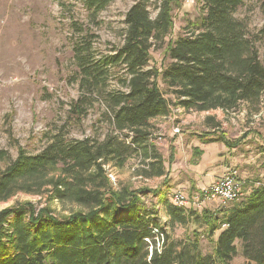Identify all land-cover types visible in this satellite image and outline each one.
Instances as JSON below:
<instances>
[{
	"label": "trees",
	"instance_id": "obj_1",
	"mask_svg": "<svg viewBox=\"0 0 264 264\" xmlns=\"http://www.w3.org/2000/svg\"><path fill=\"white\" fill-rule=\"evenodd\" d=\"M109 1L84 3L96 13ZM242 2L202 0V12L167 42L178 0H162L153 19L143 1L129 7L122 45L101 61L123 71L121 83L127 88L110 95L111 131L99 141L54 137L35 154L20 150L0 171V201L24 192L76 208L56 212L26 201L1 209L0 264H230L237 243L247 262L264 264V182L253 183L245 197L223 209L197 212L170 203L159 187H113L105 168L122 169L136 157L141 166L137 175L158 177L165 184L167 169L153 142L151 121L168 115L171 103L201 112L258 102L264 93V64L253 38L233 17ZM86 44H76L74 52L88 81L95 83L96 74L81 62L83 49L90 48ZM161 44L167 62L148 66L151 50ZM80 103L74 105L77 113ZM200 137L203 143L220 142L227 149L238 144L222 134ZM173 159L170 154L169 164ZM149 193L158 195L156 206L164 209L165 223L157 220V207L145 205L142 198ZM191 223L203 226L208 238L219 232L211 254L202 252L197 229L182 238L170 234L175 226Z\"/></svg>",
	"mask_w": 264,
	"mask_h": 264
},
{
	"label": "rangeland",
	"instance_id": "obj_2",
	"mask_svg": "<svg viewBox=\"0 0 264 264\" xmlns=\"http://www.w3.org/2000/svg\"><path fill=\"white\" fill-rule=\"evenodd\" d=\"M137 1L144 2L153 19L162 0H110L96 13L88 10L84 0H0V171L20 150L35 154L54 137L60 136L66 142L84 138L99 141L111 131L110 95L127 88L121 83L125 77L123 71L104 67L101 61L122 45L125 14ZM201 8L202 0H178V7L172 13L173 29L165 41L181 34L187 22L202 12ZM233 17L243 24L245 34L253 38L258 59L264 64V0H243ZM87 41L90 48L83 49L81 62L96 74L95 83L88 81L74 52L76 44L84 48ZM161 46L151 50L148 66L160 67L167 62L165 44ZM160 87L164 89L161 84ZM166 97L174 101L171 95ZM76 103H80V113L74 111ZM151 122L155 128L153 142L167 169L166 183L158 177L137 175L141 166L132 157L122 169L105 167L113 187L125 185L151 190L159 187L170 203L171 193L179 190L190 202L200 203L199 207L192 204L186 207L197 212L229 206L230 202L222 203L217 197L204 198L203 189L210 185L200 190L189 180L192 160L198 161L203 154H195L193 147L182 148L181 134L189 141L200 139L201 135L222 134L238 142L233 149L220 144L223 149L212 157L219 158L213 164L219 166L215 176L232 171L242 182L239 199L246 196L253 183L264 182V93L258 102H241L230 111L197 112L171 103L168 115ZM176 151L181 157L169 164V155L175 156ZM142 199L147 207H157L159 222L167 221L161 204L156 206L157 194L149 193ZM26 201L38 208L48 205L56 212L66 213L76 208L70 203L48 201L46 195L18 192L0 201V210ZM196 229L201 232L202 252L211 254L218 231L208 238L203 226L191 223L186 227L175 226L170 234L182 238ZM237 248L238 253L230 264H254L241 256L238 243Z\"/></svg>",
	"mask_w": 264,
	"mask_h": 264
},
{
	"label": "crops",
	"instance_id": "obj_3",
	"mask_svg": "<svg viewBox=\"0 0 264 264\" xmlns=\"http://www.w3.org/2000/svg\"><path fill=\"white\" fill-rule=\"evenodd\" d=\"M183 137H185V135L181 134L180 145L182 148L185 147L187 149H190L191 147H193V148H198L202 151L203 156L199 157L197 163L189 166L190 167L189 170L191 172L190 174L191 178L189 180L192 182V184H194V186L197 189L202 190L206 185L212 184L218 177L221 176V175L215 176V174L219 170L216 168H219V166L213 165L214 162L218 163L217 161L219 158L216 155H214V157L212 156L213 154H215V152H219L220 149H223L225 146L220 142L203 143L198 138L189 141L188 138L186 137L183 138ZM182 139H184V141ZM220 144L223 145V148H221ZM210 146H212V148H209ZM177 151L179 152L178 148ZM177 151L174 156L175 160H177L182 155L177 153ZM206 152H208V154H206Z\"/></svg>",
	"mask_w": 264,
	"mask_h": 264
},
{
	"label": "built area",
	"instance_id": "obj_4",
	"mask_svg": "<svg viewBox=\"0 0 264 264\" xmlns=\"http://www.w3.org/2000/svg\"><path fill=\"white\" fill-rule=\"evenodd\" d=\"M241 189L242 182L236 177L235 172L228 171L218 177L208 188L203 189V194L206 199L217 197L222 203H226L239 198ZM170 201L179 207L186 208L189 204L196 207L200 206V203L197 201L190 202L187 195L179 190L171 193Z\"/></svg>",
	"mask_w": 264,
	"mask_h": 264
}]
</instances>
